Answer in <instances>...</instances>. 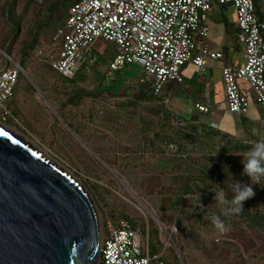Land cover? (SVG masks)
<instances>
[{"label":"rangeland","instance_id":"obj_1","mask_svg":"<svg viewBox=\"0 0 264 264\" xmlns=\"http://www.w3.org/2000/svg\"><path fill=\"white\" fill-rule=\"evenodd\" d=\"M5 1L0 0V49L5 52V49H11L13 55L8 58L1 51L0 54L10 61V66H18L22 44L30 37V26L43 15L44 11L40 7L34 8L30 3L27 6V0H15L12 13L24 16L21 30L15 35L11 21L5 13ZM39 42L35 45L33 54L26 58L33 70L44 61L35 54V49L43 48L46 53L51 54L58 47L50 31L40 33ZM102 43L104 40L99 39L95 44L101 46ZM114 48L112 43H108L106 54L113 57ZM119 70L120 79L114 89L116 96L106 94L95 99L88 97L79 106L69 105L64 108L66 116L79 125L82 133L68 125L58 105L39 87L33 95H27L28 92L25 94L24 91V94L16 97L15 104L20 119L14 118L18 116V111L14 110L13 117L5 122L25 132L81 179L94 199L102 224L109 219L110 213L121 211L141 221L144 220L149 226L152 215L146 209L148 207L155 214L167 216V223L162 221L157 223L160 230L159 238L166 247L172 245L182 255L181 264H264V227L260 225L253 226L237 215L233 217L231 223L224 222L223 229L217 228L212 220L198 224L191 216L194 208L191 198L185 201L187 208L184 207L182 211L185 217L180 219L179 225L177 224L180 214L172 209L169 198L174 197L177 188L183 186L184 176L181 178L175 176L176 173L183 171L178 160L173 158L174 154H167L169 150L175 153L176 148L157 138L154 143L149 142L153 139L154 132L161 128L163 114L160 111L163 106L156 100H145L138 107L116 105L128 99L125 93H132L134 89L131 84L142 74L141 66L139 70L138 64L126 65ZM22 71L33 83L32 77L28 75L29 71L26 69ZM87 73L88 79L82 83L93 89L99 83L100 75L108 74L107 65L95 64L88 68ZM114 73L108 75V80L115 78ZM180 99L190 103L188 111H191L193 99L183 96ZM113 111L120 113V125L122 123L126 125L125 128L119 126L121 130L127 129L122 135L109 121L110 112ZM90 113H93L94 118H90ZM226 142L227 138L217 137L210 145L192 142L187 146V151L193 160L208 163L211 167L223 165L226 157L238 156L245 160L250 149L232 151L226 148ZM164 159L167 160V165L163 170L158 166ZM194 170L189 167L191 173ZM162 178L164 182H161ZM249 181L252 182L251 178ZM253 184L264 186V178L260 176L259 182ZM217 191H222L226 197L223 190H211L204 197L203 209L206 213L213 209L215 210L213 213L219 211L223 215L226 210L235 206L227 197V203L216 201ZM250 209H262L264 212V206L259 202L253 204ZM206 213L202 215L206 216ZM174 232L182 236L184 252L180 251ZM186 232L199 234L201 240L191 239ZM144 239L149 242L148 235Z\"/></svg>","mask_w":264,"mask_h":264},{"label":"built area","instance_id":"obj_2","mask_svg":"<svg viewBox=\"0 0 264 264\" xmlns=\"http://www.w3.org/2000/svg\"><path fill=\"white\" fill-rule=\"evenodd\" d=\"M217 1L236 7L238 41L244 46V64L222 67L228 109L246 113L251 97L264 109V18L258 14V0ZM212 9L213 0H77L70 6L65 27L56 34L61 44L50 60L56 70L73 78L87 62L93 45L99 39L108 40L116 45L108 74L138 64L141 79L150 80L154 92L161 94L170 80H184L185 64L192 62L203 70L208 58L224 57L223 51H213L206 43ZM35 54L47 56L43 48L35 49ZM96 58L93 55L91 61ZM21 70L19 65L0 69L3 122ZM170 100L169 94L165 102ZM196 108L210 110L201 103ZM147 246L140 229L127 220L117 225L108 219L102 224L100 249L106 264H151Z\"/></svg>","mask_w":264,"mask_h":264},{"label":"trees","instance_id":"obj_3","mask_svg":"<svg viewBox=\"0 0 264 264\" xmlns=\"http://www.w3.org/2000/svg\"><path fill=\"white\" fill-rule=\"evenodd\" d=\"M76 1L77 0H43L40 2L38 0H27V6H29L30 3V5L34 8L37 9L40 7L41 10L44 11L43 15L30 26V37L23 42L21 47L22 55L18 61V65L23 70L26 69L29 71L28 75L32 77L33 83L27 79V76L21 70L19 73V81L15 87L14 95L7 102V109L9 111L7 120L13 117L14 110L18 111L17 105L15 104L16 97L20 94H24V91L25 94L28 92L27 95H33L34 91L36 92L37 88L39 87L50 99L53 100L56 105H58L59 111L68 125L75 129L78 133H82L80 127H78L79 125H76L72 119L66 116L64 113V108L69 105L75 107L79 106L81 105L82 101L88 97L95 99L97 97H104L106 94L110 96H116L114 89L120 79V70L115 71V78H113L111 81L108 80L109 74H101L99 83L93 89H89L85 86V84H83L88 79V68L93 67L95 64H106L108 70V63H110L113 57L106 54V49L108 43L112 42L104 40V43H102L101 46H96V44H94L95 46L93 45L91 48L87 62L73 78H69L60 73L53 67L51 63L50 58L59 49L61 44V38L55 39L56 34L58 33L59 29L65 27L70 13V6ZM14 2L15 0L5 1V13L11 21L14 34L17 35L21 30L24 16L12 13ZM257 11L259 16L263 18L264 15L258 10V8ZM44 31L52 32V39L58 47L54 53H46L47 56H40L44 61L37 65L36 70H33V68L29 67L26 58L33 54V49L36 48L35 45L40 43V33H43ZM236 34L238 35V31ZM112 44L115 46V54L116 45L114 43ZM5 50L7 54L13 55L11 49ZM93 55H96L97 58L92 62L91 58ZM0 63L3 64V66H0V69L4 67H11L10 61L2 54H0ZM175 81L181 85L183 83V81ZM131 86L134 89L133 91L131 90L132 93H125L128 99L118 102L116 105H129L138 107L145 100H156L159 101L163 106L162 111H160L161 114H163V121L160 124L161 128L154 132L153 139H150L149 142L152 144L154 143L155 138H157L165 144L174 145L176 148L175 153H171V150H169L167 154H174L173 158L178 160V163L183 171L176 173L175 176H179V178L184 176L183 186L178 187L176 192L173 194L174 197L169 198L172 209L175 212H179L180 214L179 222L177 221V224L179 225L180 219L182 220L185 217L182 211H184V207L185 209L187 208L186 202L189 198L193 199L192 202L194 205L191 216L194 217V221L196 223L202 224L205 223V221L211 220V214L215 211L210 209L207 211L208 213H206V210L203 209L204 197H206V195L211 190H223L228 201H231L235 195L234 185L236 183H239L241 187L251 183L254 187L255 195L243 202L244 206L240 209V211L232 212L231 210H226L223 215L217 211L218 213L216 214H219L221 219L226 223H231L233 217L237 215L253 226L260 225L264 227V212L262 209H250V207L256 202H259L262 206H264V186L253 184L251 181H249L250 177L244 171L245 160L238 156H235V158L226 157L224 158L223 165L218 164L216 167H211L208 163L206 164L203 162H196V160H193L191 154L187 151V146L190 143H205L210 145L214 141L215 137L227 138L226 148H230L232 151L248 150L251 149L258 140L264 139V135L261 137L252 135L249 139H244L242 137L232 135L229 132L222 131L218 127L214 126L208 120L207 116L209 111L192 112L189 114L178 112L171 106L170 103L165 102V97L169 95V84L165 86L161 94H156L152 88V82L147 79L143 81L141 76H139L133 81ZM63 95L66 97H62ZM170 95L172 97V94ZM90 114V118H94L93 113ZM110 114L111 116L109 121L115 125L116 129L118 128L120 134L122 135L123 133L127 132V129L121 130L119 127H126L124 123L120 125V113L113 111L110 112ZM14 118L20 119L19 111L18 116ZM166 165L167 160L164 159L161 161L158 167L164 170ZM189 167L192 169L194 168L195 170L191 173V171H189ZM261 176L264 178V175ZM163 180L164 179L162 178L161 182ZM204 212L206 213V216L202 215ZM155 215L157 216L158 221L167 223L168 218L166 215L159 213ZM108 217L117 225H120L122 220H127L131 227L139 228L145 243L146 240L144 238L146 235H148L149 242L147 248H145V252L149 253L152 257L151 264H174L173 262L176 264H181L180 253L176 251V248L172 245L166 247L164 242L159 238L160 230L157 225L158 221L153 216L150 218L149 226L146 225L144 220L141 221V219L130 216L128 213L121 211H118L117 213H110ZM186 234L195 241H198L200 238L199 234H194L191 232H186ZM173 235L176 237L180 251L184 252L185 244L182 240V236H179L178 233L175 232Z\"/></svg>","mask_w":264,"mask_h":264},{"label":"water","instance_id":"obj_4","mask_svg":"<svg viewBox=\"0 0 264 264\" xmlns=\"http://www.w3.org/2000/svg\"><path fill=\"white\" fill-rule=\"evenodd\" d=\"M0 130V264H106L102 220L85 185L15 131Z\"/></svg>","mask_w":264,"mask_h":264},{"label":"crops","instance_id":"obj_5","mask_svg":"<svg viewBox=\"0 0 264 264\" xmlns=\"http://www.w3.org/2000/svg\"><path fill=\"white\" fill-rule=\"evenodd\" d=\"M258 10L264 15V0H258ZM264 18V17H263ZM210 32L206 43L213 51H223V58H208L203 70L189 62L182 67L184 80L182 85L170 80L169 94H172L170 104L178 112L189 114L200 112L196 103L207 105L210 110L208 120L222 131L232 135L249 139L252 135H264V109L250 98L246 113H234L228 109L226 89L222 75V67L226 63L242 65L245 63L244 46L237 39V9L234 5L213 2V9L208 19ZM140 70V65H139ZM197 76V78H196ZM243 86H247L242 82ZM193 99L191 111L190 103L180 97Z\"/></svg>","mask_w":264,"mask_h":264},{"label":"clouds","instance_id":"obj_6","mask_svg":"<svg viewBox=\"0 0 264 264\" xmlns=\"http://www.w3.org/2000/svg\"><path fill=\"white\" fill-rule=\"evenodd\" d=\"M244 163V171L249 175L253 183H258L260 176L264 175V139L258 140L247 152ZM234 188L235 195L230 203L235 207L230 210L238 212L243 208V202L255 195V190L251 183L242 187L239 183H236ZM216 201L228 202L222 191H217ZM211 220L217 228L223 229L225 227L224 221L219 214L212 213Z\"/></svg>","mask_w":264,"mask_h":264},{"label":"bare ground","instance_id":"obj_7","mask_svg":"<svg viewBox=\"0 0 264 264\" xmlns=\"http://www.w3.org/2000/svg\"><path fill=\"white\" fill-rule=\"evenodd\" d=\"M0 124H1V125H4V126H6V127H8L9 129L15 131L17 134L21 135L23 138L27 139L29 142H31L33 145H35L43 155H45V156H47L48 158H50V159H52V160H54V161L60 163V164H61V165H62V166L68 171V172L74 174V172H73L70 168H68L67 166H65L61 161H59L58 159H56L54 156H51V155L49 154V152L47 151L46 148L40 146L37 142L34 141V139H32L31 137H29L25 132H23V131L17 129V127L13 126V125L10 124V123L3 122V121H1V120H0ZM74 175H75V174H74ZM79 180L81 181V179H79ZM81 182H82V181H81Z\"/></svg>","mask_w":264,"mask_h":264},{"label":"snow or ice","instance_id":"obj_8","mask_svg":"<svg viewBox=\"0 0 264 264\" xmlns=\"http://www.w3.org/2000/svg\"><path fill=\"white\" fill-rule=\"evenodd\" d=\"M2 131H3V130H0V132H2ZM3 134H4V135H8V133H6V132H4Z\"/></svg>","mask_w":264,"mask_h":264}]
</instances>
